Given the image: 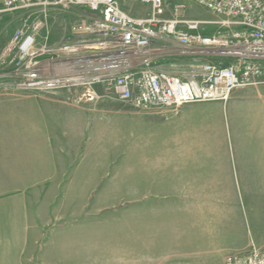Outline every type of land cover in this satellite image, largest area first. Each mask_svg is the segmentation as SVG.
I'll use <instances>...</instances> for the list:
<instances>
[{
  "label": "rangeland",
  "instance_id": "obj_1",
  "mask_svg": "<svg viewBox=\"0 0 264 264\" xmlns=\"http://www.w3.org/2000/svg\"><path fill=\"white\" fill-rule=\"evenodd\" d=\"M177 1L186 5L188 18L220 19L195 1L172 0V4ZM122 3L137 15L151 10L139 1ZM84 14L82 8L48 12L44 20L49 42L73 39L70 25ZM23 17L0 11V72L2 53ZM166 61L162 68L181 76L194 63L185 57ZM30 95L52 101L68 114L80 111L76 120L85 124L86 131L80 151L104 159V176L90 196L87 213L58 222L72 227L67 235L64 231L57 235L55 245L48 248L42 243L40 264H128L131 214L176 206L222 212L230 224L226 228L240 242L246 241L234 254L264 250V81L237 89L224 102L148 110L114 99L83 102L74 88L26 92L0 87V98ZM196 181L216 186H183ZM187 190L210 201L175 202ZM94 208L99 212L93 213Z\"/></svg>",
  "mask_w": 264,
  "mask_h": 264
},
{
  "label": "built area",
  "instance_id": "obj_2",
  "mask_svg": "<svg viewBox=\"0 0 264 264\" xmlns=\"http://www.w3.org/2000/svg\"><path fill=\"white\" fill-rule=\"evenodd\" d=\"M126 1L151 10L137 15L123 0H0L1 12L24 16L2 53L0 87L74 88L83 102L119 99L148 110L224 102L264 81V0H191L217 20L186 17L181 1ZM74 8L85 14L70 25L73 39L50 43L48 12ZM175 57L194 61L185 76L162 68ZM224 264H264V250L230 254Z\"/></svg>",
  "mask_w": 264,
  "mask_h": 264
},
{
  "label": "crops",
  "instance_id": "obj_3",
  "mask_svg": "<svg viewBox=\"0 0 264 264\" xmlns=\"http://www.w3.org/2000/svg\"><path fill=\"white\" fill-rule=\"evenodd\" d=\"M67 112L33 95L0 98V264H40L42 243L49 248L58 234L69 233L72 226L58 222L87 213L90 196L103 179V157L80 151L86 135L85 124L76 120L80 111ZM212 183L183 186H216ZM191 192L183 191L175 202L210 201ZM193 207L131 214L128 264H224L246 243L222 212Z\"/></svg>",
  "mask_w": 264,
  "mask_h": 264
}]
</instances>
